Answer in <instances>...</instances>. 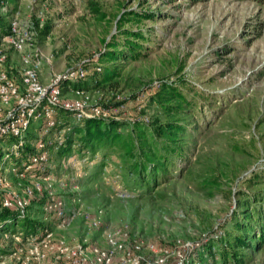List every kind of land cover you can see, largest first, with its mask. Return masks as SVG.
<instances>
[{"label":"rangeland","instance_id":"1","mask_svg":"<svg viewBox=\"0 0 264 264\" xmlns=\"http://www.w3.org/2000/svg\"><path fill=\"white\" fill-rule=\"evenodd\" d=\"M90 2L106 14L105 20H98ZM142 10L153 16L124 26L143 31L144 56L122 61L113 85L95 86L103 41L117 30L113 19ZM10 22L31 35L22 50L12 43ZM0 58V73L20 93L27 67L35 65L46 86L77 71L72 80L77 88L61 85L64 98L86 99L88 107L105 109L108 119L165 122L167 116L153 100L162 84L179 87L196 103L179 117L187 123L181 133L184 159L170 167L167 177L158 175L145 184L130 176L116 154L91 153L75 136L69 153L59 156L58 140L63 145L69 126L82 121L57 114L49 128L42 118L32 121L21 148L35 150L38 139L47 141L45 169L11 173V160L3 169L12 189L21 191L34 182L44 187L28 208L44 224L39 234L47 229L54 239L104 246L105 232L127 229L133 238L165 249V264H175L177 249L183 264H264V0H0ZM14 103L0 102V107L6 112ZM11 141L0 143V159L15 149ZM47 184L66 211L79 209L66 225L41 209ZM254 205L255 212L249 210ZM86 214L99 218L98 228L90 227ZM246 214H251L252 230L238 235L236 222L246 226ZM4 231L0 253L6 256L24 239L3 237ZM234 236L252 242L234 248L240 261L227 254Z\"/></svg>","mask_w":264,"mask_h":264},{"label":"built area","instance_id":"2","mask_svg":"<svg viewBox=\"0 0 264 264\" xmlns=\"http://www.w3.org/2000/svg\"><path fill=\"white\" fill-rule=\"evenodd\" d=\"M10 36H15L12 43L17 50H22L25 43L31 39L27 30H18L15 22H10ZM1 60V58H0ZM27 61V60H25ZM100 70V67L98 68ZM82 73V72H81ZM23 84L25 90L20 93L17 87L0 73V102L8 104L14 100V106L3 111L0 107V143L6 138H15L10 144L15 147L13 154H18L24 143L23 135L28 130L32 121L43 119L46 127L55 125L54 117L58 110L72 112L73 117L82 121L86 118H106L105 109L98 105L88 107L86 99L68 100L62 93V80H74L77 71H71L66 79H55L49 85H43L37 76L34 67L24 70ZM47 129L43 132L46 133ZM58 140V145L62 144ZM47 141L38 139L35 144V152L30 157V162L24 166L29 171L33 167L44 170L48 154L45 150ZM12 150V149H11ZM8 155L0 159V210H8L18 217H29L28 208L33 204L32 199L36 194H42L44 187L38 182L25 184L21 191L12 189L7 174L4 173L3 162ZM11 173H16L11 167ZM45 188L47 197L41 205L43 213L52 215L59 224L66 225L79 214V209L65 210L64 202L60 200L47 184ZM46 216V215H45ZM84 218L90 227L98 228V217L86 214ZM3 237L7 236L3 232ZM2 233V234H3ZM9 234V233H8ZM22 237L21 233L16 238ZM15 249L7 251L6 256L0 253V264H165L168 259L167 251L154 242L141 238H133L127 229L120 231H107L104 236V246L95 242L71 243L65 238L54 239L52 232L45 229L37 235H29ZM5 252V251H4ZM175 264L184 263V255L181 249L172 252Z\"/></svg>","mask_w":264,"mask_h":264},{"label":"trees","instance_id":"3","mask_svg":"<svg viewBox=\"0 0 264 264\" xmlns=\"http://www.w3.org/2000/svg\"><path fill=\"white\" fill-rule=\"evenodd\" d=\"M92 12L98 20H105L106 14L94 2H90ZM132 17L126 13L115 16L116 33L110 39H105L104 49L99 55L101 70L92 77L95 86L109 84L113 85L116 77H120L122 61L138 60L144 56L143 41L146 37L141 29L125 27L129 22H140L144 16L151 18L152 12L142 10V12L131 11ZM75 81L62 80L61 85H70ZM76 83L72 84L77 88ZM81 87V86H79ZM153 100L159 109L167 116V120L161 124H148L142 121L123 122L108 118H86L81 124L75 122L69 126L63 145L57 146L59 156L69 153L73 136L78 140L81 148L91 153L102 151L103 155L114 153L126 164L130 176H137L139 181H153L156 177H167L168 170L178 160L184 159L185 138L181 133L187 127L185 121H181L180 115L186 110V106H196L192 98H188L179 87L173 85H163L153 96ZM195 103V104H194ZM58 117H73L72 112L58 110ZM11 138V137H10ZM6 138V141H11ZM12 142V141H11ZM10 142V143H11ZM7 151V150H6ZM35 152L33 147L25 145L19 153H10L3 163L11 160L16 173L22 172L24 166L30 162L31 155ZM142 184H145L143 182ZM250 207V206H249ZM256 206H251L249 210L256 211ZM251 214H246L247 224L242 226L236 222V232L243 234L242 229L252 230L249 220ZM12 225V230L4 231L6 226ZM244 227V228H241ZM44 224L32 216L18 217L8 210H0V231L9 234L21 233L22 238L29 235H37L38 229H43ZM264 233V230L261 231ZM248 235V232H244ZM264 238V234L262 235ZM235 240V241H234ZM234 240L229 242L228 255L232 260L240 261V252L235 247L244 243H252L251 240H244L239 236H234ZM227 242V237L224 239ZM232 243V244H230ZM234 243V244H233Z\"/></svg>","mask_w":264,"mask_h":264}]
</instances>
